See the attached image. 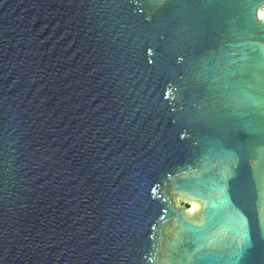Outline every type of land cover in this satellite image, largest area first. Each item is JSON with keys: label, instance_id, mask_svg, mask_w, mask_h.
I'll list each match as a JSON object with an SVG mask.
<instances>
[{"label": "water", "instance_id": "95a60500", "mask_svg": "<svg viewBox=\"0 0 264 264\" xmlns=\"http://www.w3.org/2000/svg\"><path fill=\"white\" fill-rule=\"evenodd\" d=\"M263 8L0 0V264H264Z\"/></svg>", "mask_w": 264, "mask_h": 264}, {"label": "snow or ice", "instance_id": "6c2138e0", "mask_svg": "<svg viewBox=\"0 0 264 264\" xmlns=\"http://www.w3.org/2000/svg\"><path fill=\"white\" fill-rule=\"evenodd\" d=\"M260 18L262 20H264V12H261ZM252 103L258 108H264V100H255V99H253ZM262 115H264V112H262ZM153 191H155V189H153Z\"/></svg>", "mask_w": 264, "mask_h": 264}, {"label": "bare ground", "instance_id": "6f19581e", "mask_svg": "<svg viewBox=\"0 0 264 264\" xmlns=\"http://www.w3.org/2000/svg\"><path fill=\"white\" fill-rule=\"evenodd\" d=\"M261 12H264V9H260L259 11H258V17H260V14H261ZM190 210H193V207H191V209Z\"/></svg>", "mask_w": 264, "mask_h": 264}, {"label": "flooded vegetation", "instance_id": "af4514ba", "mask_svg": "<svg viewBox=\"0 0 264 264\" xmlns=\"http://www.w3.org/2000/svg\"><path fill=\"white\" fill-rule=\"evenodd\" d=\"M187 209L190 210L191 209V206L189 204H187Z\"/></svg>", "mask_w": 264, "mask_h": 264}, {"label": "rangeland", "instance_id": "374dc122", "mask_svg": "<svg viewBox=\"0 0 264 264\" xmlns=\"http://www.w3.org/2000/svg\"><path fill=\"white\" fill-rule=\"evenodd\" d=\"M264 9V8H263ZM177 203H179V202H177ZM180 204V203H179ZM182 205V204H181Z\"/></svg>", "mask_w": 264, "mask_h": 264}]
</instances>
